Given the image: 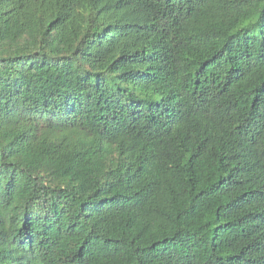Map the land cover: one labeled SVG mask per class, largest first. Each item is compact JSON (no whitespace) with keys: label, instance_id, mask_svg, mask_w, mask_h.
<instances>
[{"label":"trees","instance_id":"trees-1","mask_svg":"<svg viewBox=\"0 0 264 264\" xmlns=\"http://www.w3.org/2000/svg\"><path fill=\"white\" fill-rule=\"evenodd\" d=\"M0 264H264V0H0Z\"/></svg>","mask_w":264,"mask_h":264}]
</instances>
